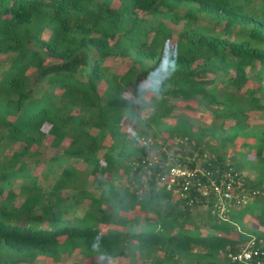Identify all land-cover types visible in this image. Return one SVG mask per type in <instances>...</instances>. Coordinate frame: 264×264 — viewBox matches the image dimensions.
Segmentation results:
<instances>
[{
    "label": "trees",
    "instance_id": "16d2710c",
    "mask_svg": "<svg viewBox=\"0 0 264 264\" xmlns=\"http://www.w3.org/2000/svg\"><path fill=\"white\" fill-rule=\"evenodd\" d=\"M169 157L231 169L245 203L221 219L205 201L201 230L157 182ZM250 240L263 248L264 0H0V264H234Z\"/></svg>",
    "mask_w": 264,
    "mask_h": 264
},
{
    "label": "built area",
    "instance_id": "2783aa9c",
    "mask_svg": "<svg viewBox=\"0 0 264 264\" xmlns=\"http://www.w3.org/2000/svg\"><path fill=\"white\" fill-rule=\"evenodd\" d=\"M153 161L149 157L143 160L145 168ZM162 172L156 174L158 184L171 191L175 196L185 199L188 205L194 203L189 197L191 192L199 194L204 201H211V212L221 219H226L225 214L231 207V201L245 203V198H238L236 188L241 187L242 181L237 174H232L231 169L213 172L203 166H188L180 161L166 162L160 165ZM227 258L234 264H264V246H255L254 241H248L235 253H229Z\"/></svg>",
    "mask_w": 264,
    "mask_h": 264
},
{
    "label": "rangeland",
    "instance_id": "374dc122",
    "mask_svg": "<svg viewBox=\"0 0 264 264\" xmlns=\"http://www.w3.org/2000/svg\"><path fill=\"white\" fill-rule=\"evenodd\" d=\"M114 61L115 62L113 64L115 65V68H117L118 71H120V72H123L124 71V68L127 67L128 64H129L125 60H114ZM30 77L32 79L31 80V85L35 84V81L37 79L36 74L33 73ZM248 86L254 87L255 84L249 83ZM180 105H183V104L180 103ZM196 114H197L198 117H201V114L199 112H197ZM258 117H259L258 115H254V118L258 119ZM177 148H179V147H177ZM228 149H229V147L226 150V155L227 156L229 155V157L231 158V156L234 155L236 152H235L234 149H231V150H228ZM42 152L45 155L52 154L51 150L50 149H47V148L42 149ZM252 157H253L252 155H249L248 156V159H251ZM149 158L150 159H153V161H156L158 157L155 154H151L149 156ZM241 161L242 160H240V162ZM166 162H172V159L169 157V159L166 160L164 163H166ZM201 162H202L201 159H199V160L196 161V163H198V164L201 163ZM226 162H228V161L226 160ZM40 169H41V167H38L35 172L38 173L40 171ZM241 172H243V174H247V172H249V171H246V170H243L242 169ZM250 174H253V173H250ZM92 182H93V180H91V178H89L88 181H87V183H86L87 184V189L90 192H93L94 191L93 190V187H92ZM18 183H19V180H15L13 182V184H12L13 188L16 187V184H18ZM87 202L88 201H84L81 206H73L75 208V210L73 212H68L66 214V217H72L74 215V213H82L84 211V209H85V205H86ZM193 204L194 205L192 206V208H193L192 212H193V214L195 215V217L197 218V221H198L196 223H197L198 227L201 230H205L208 227V221H207L208 220V217H207V215L210 213V212L208 213L210 207H208L206 205L205 201L202 202V200L199 201L198 199H195ZM240 207L241 206H238L236 208L238 209ZM227 214H228V212L225 214V216H227ZM244 220H246L248 222V225L250 227H252V228L253 227H257L258 228V226L255 223L254 219H249L248 216H247V217L244 218ZM43 261H45V262H51V260H49V259H43L42 261L41 260H36L35 262H33V264H44ZM17 264H25V263H17ZM53 264H93V263H91V261H89V260L88 261L87 260H84L83 257L80 256L79 254H72V255H65L64 254L62 256V259L58 263H53ZM101 264H130V263L127 260H125V259H116V260H113V261L101 262Z\"/></svg>",
    "mask_w": 264,
    "mask_h": 264
},
{
    "label": "clouds",
    "instance_id": "9594fccd",
    "mask_svg": "<svg viewBox=\"0 0 264 264\" xmlns=\"http://www.w3.org/2000/svg\"><path fill=\"white\" fill-rule=\"evenodd\" d=\"M165 55H167V56L169 57V64H168V66H167V68H168V72H169L170 69H171V70H174V67H175V60H174L173 57L175 56V53H173V52L170 51V50H168V51L163 50V51H162V54H161V59H162V61H163V57H164ZM168 72H167V73H168ZM152 74H153V73L150 72V73L148 74V77L150 78V77L152 76ZM166 76H167V74L164 75V76H162V77L160 78V80H157V81L154 82V84H153V88H152V91H153V92L158 90V86H159V84L162 82L163 79L166 78ZM135 97H136L135 102H140V100L143 99V98H142V94H141V92L139 91V89L136 90ZM129 131H131V129H129Z\"/></svg>",
    "mask_w": 264,
    "mask_h": 264
}]
</instances>
